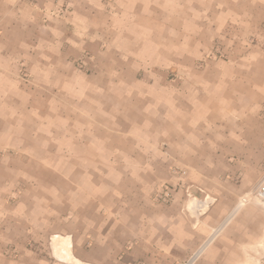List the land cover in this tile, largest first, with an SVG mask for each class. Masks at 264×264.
Wrapping results in <instances>:
<instances>
[{
    "label": "crops",
    "instance_id": "1",
    "mask_svg": "<svg viewBox=\"0 0 264 264\" xmlns=\"http://www.w3.org/2000/svg\"><path fill=\"white\" fill-rule=\"evenodd\" d=\"M82 56L92 75L77 69ZM22 62L29 86L18 78ZM142 68L176 69L158 101L141 94ZM52 92L80 116L65 138L74 166L62 174L63 204L49 209L61 224L39 233V219L0 223V264H180L264 163V0H0V108L30 101L39 111L46 99L55 111ZM201 119L207 141L194 129ZM221 164L242 172L241 190ZM183 165L214 195L199 223L183 212L187 187L170 205L154 198L160 183L179 182L170 171ZM249 222H236L200 264H241L263 245V223ZM52 234L55 253L32 250Z\"/></svg>",
    "mask_w": 264,
    "mask_h": 264
},
{
    "label": "rangeland",
    "instance_id": "2",
    "mask_svg": "<svg viewBox=\"0 0 264 264\" xmlns=\"http://www.w3.org/2000/svg\"><path fill=\"white\" fill-rule=\"evenodd\" d=\"M209 55L210 58L216 59L223 57L221 53L217 52L209 53ZM84 56L88 55L85 54ZM84 56L77 60V69L79 71L85 72L86 75H92L94 71L89 67L88 64L83 62ZM29 69L30 68L28 65L23 62L18 69V78L24 86H29L33 80ZM196 70L200 72L203 71L201 68ZM125 71L127 72V69H125ZM176 75L175 68H142L140 70L137 69L134 76L137 80L148 85V89L141 90L143 97L147 98L148 100L155 98V101H158L161 91L160 88L164 86V82L166 80L168 82L175 81L177 77ZM124 79L127 78L124 76ZM53 97L54 94L52 92L50 101L52 104H56L55 111H53V107L49 109L46 99L40 100L39 111H31L30 101L29 103H26V101H21V103H19L17 106L18 111H12L15 109V107H4L3 109L0 108V223L3 226L7 225L9 227L11 224L15 225L17 221L22 222L39 219L41 222L45 221L44 225H46L40 226V233L43 231L47 232L46 227L48 221L54 225L61 224V222H58V219L55 220L53 217H51V212L49 209H51V206L53 205L58 206V204H63L62 199L64 186L62 174L65 172L66 168L70 171V168L74 166L73 163H68L70 160L67 158L70 155V151L66 146L65 138H69L70 134H74L75 131H72L73 125L75 123H79L80 116L79 111H63L65 108L64 100L53 101ZM26 107H29V109L26 110ZM147 107H150V103L146 104V108ZM157 107H160L159 102L157 103ZM135 108L132 109L129 107L128 111L143 110L141 104L139 105V109L138 106ZM262 114L264 115V111ZM153 117L154 116H152L151 113L149 118ZM203 120L204 119L199 120L197 123L198 126L194 127V129L200 130V135L203 136L202 139L207 141L208 135L206 130L208 131L209 125L205 121L202 122ZM70 123H72V127L67 126V124ZM185 125H187V120L185 121ZM233 151L237 154L240 153L239 148H233ZM217 166H220L221 169L224 168L226 175H233L231 178L225 177V179H229L231 182L232 191H235V189L241 190V186L244 187V177H240L242 174L240 170L237 169L236 173H227L228 169H230L229 165L224 166L221 164ZM182 168L184 169H172L170 171L172 175L177 176V179H179L177 184L173 185L170 183H160L157 185L155 188L156 193L154 194V198L157 202L170 205L172 202H163L159 198V195L163 194V191L168 188L174 194L173 196L175 199V194L180 190L181 186L183 191L187 187L186 190L189 189L188 193L190 192V194L195 197L201 198L205 196V194H210L214 197V195L207 189L191 181L190 176L188 177L187 175V170L189 172L192 171L190 168H185L184 165ZM263 170L264 163L258 168L257 171H252L251 173L247 174L246 181L249 183L250 187L248 186L247 189L242 190V192L237 195L232 207L224 216L222 222L211 229L208 238L214 229L219 228L222 223H224L232 215L239 200L244 195L248 194L252 187L259 181L263 174ZM183 172H186V174L182 175ZM52 173L59 174L57 176L58 178L51 179L49 175H52ZM59 178L61 179L59 180ZM78 186L79 180L72 181V187L78 188ZM54 189H56L57 192ZM185 191L184 193L186 201L188 198V193ZM50 193H55L56 195L53 197H48ZM215 198L217 197L215 196ZM216 204H220V201L218 200ZM59 208L60 207L57 209ZM210 211L211 209L208 212L210 213ZM245 211H250L252 213L244 216ZM255 220L262 222L264 225V206L253 203L243 207L237 213H233V218L229 220L228 224L224 227L223 231L216 238L211 247L214 245L217 239L223 236L224 233L228 231V229L236 224V222L247 221L246 225L251 229L249 221ZM14 230L15 228L13 229V233ZM57 230L58 229H56V231ZM42 235L43 234L37 236L39 237ZM251 235L253 236V234ZM55 236L59 235L52 234L46 236V240H44V242L43 240H40L41 243H34L32 250H36L37 247H40L41 250H44L48 253H52V251L55 253ZM14 250L15 248L8 249L10 254L11 251ZM263 252L264 239L263 245L260 244L257 250L253 248V251L249 252V254L246 256L247 258L241 264L263 263L264 259H261L264 254ZM204 255L197 264H200ZM184 261H182L180 264H182Z\"/></svg>",
    "mask_w": 264,
    "mask_h": 264
},
{
    "label": "built area",
    "instance_id": "3",
    "mask_svg": "<svg viewBox=\"0 0 264 264\" xmlns=\"http://www.w3.org/2000/svg\"><path fill=\"white\" fill-rule=\"evenodd\" d=\"M185 174L186 172L182 173V175ZM173 195L174 194L171 192V190L166 188V190L163 191V194L159 195V198L165 203L173 202L174 200ZM214 203H215V199L211 197L209 194H205V196L201 198L193 197L191 194L190 195L188 194V198L183 206V212L191 215V217L196 221V223H199L200 219L212 208ZM253 203L264 206V170L261 178L252 187L251 191L248 194L244 195L239 200L233 213L235 214L243 207L249 204L251 205ZM226 221L222 223V225L219 228L214 229L210 237L182 264H197L198 261L201 259V257L204 255V253L207 251V249L213 244L216 238L223 231L224 227L228 224L229 221L227 223ZM262 258L264 259V254L261 257V259ZM261 264H264V262L263 263L261 262Z\"/></svg>",
    "mask_w": 264,
    "mask_h": 264
}]
</instances>
